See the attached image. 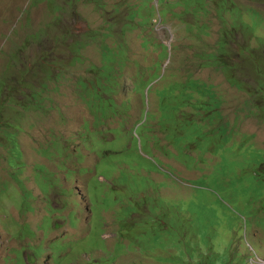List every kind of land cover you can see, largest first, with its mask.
I'll use <instances>...</instances> for the list:
<instances>
[{
	"label": "rangeland",
	"instance_id": "obj_1",
	"mask_svg": "<svg viewBox=\"0 0 264 264\" xmlns=\"http://www.w3.org/2000/svg\"><path fill=\"white\" fill-rule=\"evenodd\" d=\"M0 264H264V0H0Z\"/></svg>",
	"mask_w": 264,
	"mask_h": 264
},
{
	"label": "trees",
	"instance_id": "obj_2",
	"mask_svg": "<svg viewBox=\"0 0 264 264\" xmlns=\"http://www.w3.org/2000/svg\"><path fill=\"white\" fill-rule=\"evenodd\" d=\"M115 60H117V59H115ZM113 63H114V62H113L112 60H110V64H113ZM148 113H149V111H146V112H145V115H148ZM142 120H143V119H142ZM142 120H141V121H142ZM141 121H140V122H141Z\"/></svg>",
	"mask_w": 264,
	"mask_h": 264
}]
</instances>
